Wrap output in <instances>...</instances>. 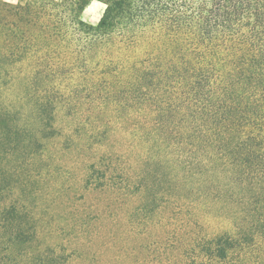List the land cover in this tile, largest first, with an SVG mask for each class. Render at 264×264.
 Here are the masks:
<instances>
[{
	"label": "trees",
	"instance_id": "obj_1",
	"mask_svg": "<svg viewBox=\"0 0 264 264\" xmlns=\"http://www.w3.org/2000/svg\"><path fill=\"white\" fill-rule=\"evenodd\" d=\"M94 1L105 10L90 24L81 15ZM0 65H27L38 124L0 114V155L41 157L65 134L62 111L88 142L122 124L158 156L120 164L113 151L87 182L96 174L117 195L145 193L149 213L168 179L179 209L207 185L215 200L235 190L224 200L232 228L195 235L177 262L264 264V0H0ZM9 172L0 165V264H62L40 246Z\"/></svg>",
	"mask_w": 264,
	"mask_h": 264
},
{
	"label": "rangeland",
	"instance_id": "obj_2",
	"mask_svg": "<svg viewBox=\"0 0 264 264\" xmlns=\"http://www.w3.org/2000/svg\"><path fill=\"white\" fill-rule=\"evenodd\" d=\"M104 9V3L95 1L81 17L97 24ZM26 71L27 65H0V114H10L20 126L35 130L37 98L27 88ZM58 116L65 134L50 140L41 157L28 158L19 150L9 158L1 154L0 165L10 171L5 179L16 186L19 204L36 219L40 246L53 249L62 264H178V250L187 249L195 235L232 228L227 216L235 207L226 209L225 201L235 199V190L215 200L217 194L210 192L214 185H207L191 199L183 197L186 206L179 209L174 183L168 179L162 206L155 209L151 204L149 213L140 209L148 199L145 193L117 195L102 188L96 174L87 182L90 165L113 151L121 155L120 164L130 156L134 165H141L139 157L146 152L149 156L158 152L144 149L122 124L113 126L110 140L100 136L88 142L68 111Z\"/></svg>",
	"mask_w": 264,
	"mask_h": 264
},
{
	"label": "crops",
	"instance_id": "obj_3",
	"mask_svg": "<svg viewBox=\"0 0 264 264\" xmlns=\"http://www.w3.org/2000/svg\"><path fill=\"white\" fill-rule=\"evenodd\" d=\"M94 2H95V1H94ZM97 2H98V1H97ZM92 3H93V2H92ZM92 3H90V5H91ZM90 5H89V6H90ZM89 6H88V7H89ZM88 7H87V8H88ZM104 10H105V9H104ZM102 15H103V14H102ZM81 16H82V15H81ZM101 17H102V16H101ZM81 18H82V17H81ZM100 19H101V18H100ZM84 21H85V20H84ZM87 23H88V22H87Z\"/></svg>",
	"mask_w": 264,
	"mask_h": 264
}]
</instances>
